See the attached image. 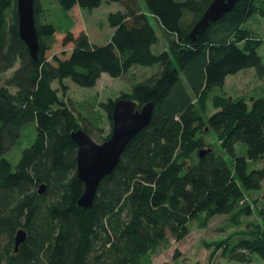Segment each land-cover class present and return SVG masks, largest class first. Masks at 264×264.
<instances>
[{"label": "trees", "instance_id": "obj_1", "mask_svg": "<svg viewBox=\"0 0 264 264\" xmlns=\"http://www.w3.org/2000/svg\"><path fill=\"white\" fill-rule=\"evenodd\" d=\"M103 1L124 6L109 14L110 40L92 43L85 31L75 35L70 26L63 44L72 43L71 52L49 57L60 30L42 0H35V59L19 34L17 0H0V73L17 65L7 84H0V264H151L152 254L167 245L168 232L185 238L191 220L229 214L237 222L254 212L246 190L261 187L264 167L248 172L247 164L264 155V94L250 101L215 95V111L205 114L211 90L224 87L229 75L254 68L264 78L263 39L245 24L254 14L264 16V0L238 1L196 38L190 33L213 0H57V9L69 18L76 5L93 9ZM156 64L157 71L119 98L139 107L154 102L152 121L127 144L85 209L78 204L85 184L72 133L82 128L92 138L110 135L100 134L77 103L64 101L54 82L66 93V78L93 87L104 73L122 77L135 65ZM117 100L101 104L111 126ZM208 128L234 157L235 172L206 142ZM32 134L21 156H11ZM240 142L247 156L236 154ZM20 228L28 237L16 252ZM249 232L217 248L230 261L252 264L255 253L264 259V225Z\"/></svg>", "mask_w": 264, "mask_h": 264}, {"label": "rangeland", "instance_id": "obj_2", "mask_svg": "<svg viewBox=\"0 0 264 264\" xmlns=\"http://www.w3.org/2000/svg\"><path fill=\"white\" fill-rule=\"evenodd\" d=\"M42 4L46 9L47 16L56 21L59 32L56 34V43L49 52L48 56L57 54L66 57L72 49V43L63 44L65 37V29L72 26L71 30L75 35L85 31L90 41L95 44L107 43L114 28L111 26L109 14L118 10H123L124 6L120 1H103L99 6L88 9L79 5L69 13V18L65 17L59 9H57V0H42ZM49 18V19H50ZM151 22L154 24L158 34H162L161 28L154 17L150 16ZM246 26L253 29L259 37L263 39V43L259 48V53L264 61V16L254 14L245 23ZM161 42L157 49H161ZM17 65L5 73H0V84H7L8 78L13 74ZM159 66L153 65L146 67L143 65H135L129 74L122 77H112L107 73L102 74L97 84L93 87H85L78 85L72 79H64V83L68 85V90L63 93L61 84L54 82V87L59 89V94L64 101L78 104L82 114L94 120L99 129V133L104 137H111L113 126L108 113L101 106L110 98L117 100L124 92H130L132 86L150 76L157 71ZM185 78L184 73L181 72ZM15 91L14 87H10ZM231 96L235 99L245 98L250 101L251 97H258L264 94V78L257 76L254 68H246L236 74L229 75L226 78L224 87H214L208 99L206 116H210L214 111L213 97L215 95ZM204 132L205 140L208 145H212L217 154H222L228 162L230 168L235 172L234 157L224 151L221 142L218 139L217 132L213 128H208ZM36 134V133H35ZM35 134L31 138L25 137L19 147H13L10 155L14 158L21 156L25 145L31 144L29 139L33 140ZM109 137V138H110ZM108 138V139H109ZM96 142L102 143L106 140L102 138H93ZM205 148H208L207 146ZM236 154L238 156H247V146L245 143L236 145ZM15 162V161H14ZM264 167V155L257 159H248L247 170L250 172L254 169ZM247 200L252 204L254 212L250 216L241 217L237 222L232 219L229 214H218L213 216L209 221H205L204 216L193 219L189 222L188 235L177 240L171 232H168V243L160 252L151 256V264H247L242 262L230 261L224 254L222 249H218V243L223 240H229L232 243L248 235L251 228L264 225V180L259 189L246 190ZM252 264H264V259L257 253L254 254Z\"/></svg>", "mask_w": 264, "mask_h": 264}, {"label": "water", "instance_id": "obj_3", "mask_svg": "<svg viewBox=\"0 0 264 264\" xmlns=\"http://www.w3.org/2000/svg\"><path fill=\"white\" fill-rule=\"evenodd\" d=\"M238 1L240 0H213L194 25L191 37L196 38L212 22L232 11ZM17 13L20 37L28 46L32 57L37 59L40 41L35 18V0H17ZM153 111L154 102L139 107L133 99L122 98L117 100L114 106L113 129L109 139L98 143L82 128L72 133L73 140L78 144L77 173L85 184V189L78 199L80 206L87 209L93 205L101 180L116 167L132 138L151 123ZM208 151V148H203L200 155L203 156ZM45 190L46 184L43 183L39 187V192L44 193ZM27 237L26 229H18L15 235L16 252Z\"/></svg>", "mask_w": 264, "mask_h": 264}]
</instances>
